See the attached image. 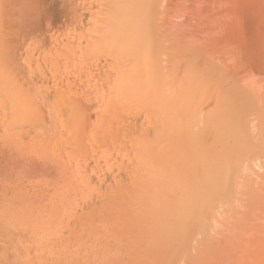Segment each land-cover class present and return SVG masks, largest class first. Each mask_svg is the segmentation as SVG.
Returning a JSON list of instances; mask_svg holds the SVG:
<instances>
[{"label":"rangeland","instance_id":"374dc122","mask_svg":"<svg viewBox=\"0 0 264 264\" xmlns=\"http://www.w3.org/2000/svg\"><path fill=\"white\" fill-rule=\"evenodd\" d=\"M130 1L0 0V264H264V126H260L264 125V0H169L174 5L167 0L166 4L164 0ZM115 4L117 8L121 4L119 11L124 6L125 11L119 14ZM165 5H171L170 11L175 13L166 14L169 6ZM126 9L133 18L128 17ZM162 17L167 19L163 21ZM122 18L133 19L136 24ZM112 21L117 25L125 22L119 25L125 35L120 30L114 35L120 43L126 38L127 49L136 37L135 41L141 42L146 36L142 44L147 45L149 40L152 48L148 46L150 51L147 47L143 56L151 72L155 68L167 74L163 57L176 53L178 58H172V65L167 63V67L172 66L171 72L180 67L173 74L186 78H172V82L167 79L171 73L158 77L176 87L172 89L178 98L167 86L168 81H161V90H157L160 83H156L154 70L153 74L144 68L140 72L143 60L138 67V57L135 60L132 54L134 57L139 52L135 54L133 46L130 53H122L127 56L123 61L118 53L96 46L97 42L108 44L104 35L110 27L115 28ZM162 30L167 32L165 38ZM129 33L134 37H129L131 41L127 39ZM168 39L175 49H163ZM137 46L134 49H140ZM165 49L168 54L163 53ZM151 61L162 68L158 63L151 66ZM124 66L128 76L122 70ZM106 67L109 73L114 70V76L112 72L108 75L119 80H112L119 85L113 83L116 90L111 88ZM138 72L139 80L134 79ZM127 79L128 85L141 79L139 99H133L129 89L135 84L129 87ZM123 81L129 89L122 88ZM153 86L165 100L152 95ZM151 98L153 104L148 103ZM109 99L113 103L108 104ZM176 122L181 124L175 137ZM185 123L188 128L182 127ZM164 124L168 126L163 128ZM189 136L194 142L191 145ZM180 141L184 150H179L185 153L177 149L182 147ZM172 147L176 150L170 151L176 153L174 158L170 152L171 157L166 158L160 151ZM194 164L198 169L192 167ZM166 166L171 167L165 170ZM167 170H172L173 177L165 173ZM183 172L185 178L193 174V182L189 177L190 181L182 180ZM165 177L171 179L170 183L175 177L178 185L172 181L169 187V178ZM157 185L159 191H153ZM109 203L114 204L110 207ZM154 207H160V212ZM155 224L158 228L153 231ZM182 233L187 240L181 238ZM152 252L162 253L155 257Z\"/></svg>","mask_w":264,"mask_h":264},{"label":"bare ground","instance_id":"6f19581e","mask_svg":"<svg viewBox=\"0 0 264 264\" xmlns=\"http://www.w3.org/2000/svg\"><path fill=\"white\" fill-rule=\"evenodd\" d=\"M115 1L117 2V0H114V2H115ZM119 1L122 2L123 0H122V1H121V0H118V3H119ZM125 1L127 2L128 0H125ZM131 1H132V0H131ZM131 1H130V2H131ZM138 1H140V0H138ZM138 1H137V2H138ZM167 1H168V2H167ZM167 1L164 0L165 4H166V2H167V4H168V3H171L169 0H167ZM171 1H172V0H171ZM173 1H174V0H173ZM133 2H134V1H133ZM135 2H136V1H135ZM118 3H117V4H118ZM128 3H129V2H128ZM129 4H130V3H129ZM120 5H121V4H120ZM120 5H117V6H119L118 8L116 7V4H115V6L113 5V6L117 9V11L119 12V14L122 13L121 11H125V8H124L123 5H122L123 8H121V11H119V10H120L119 8L121 7ZM124 5H126V4H124ZM130 5H131V4H130ZM130 5H129L127 8H130V7H131ZM171 5H174V4L171 3ZM171 5H170V6H171ZM163 6H164V5H163ZM165 6H166V5H165ZM167 6H169V5H167ZM167 6H166V7H167ZM170 6L168 7L169 10L167 9L168 11H167V13H166V14H168V15H171V13H172V11H173V10L170 11ZM125 7H126V6H125ZM166 7H163V8H166ZM123 9H124V10H123ZM171 9H173V8H171ZM126 11H127V9H126ZM169 11H170V12H169ZM127 12H128V11H127ZM164 12H165V11H164ZM168 12H169V13H168ZM112 13L115 14L114 11H113V12L111 11V14H112ZM128 13H129V12H128ZM173 13H175V12L173 11ZM113 14H112V15H113ZM116 14H117V12H116ZM124 14H125V12H124ZM130 14H131V13H129V15H128V14L126 13V15H128V17L133 18V16H130ZM163 14H164V13H163ZM117 15H118V14H117ZM172 15H173V14H172ZM114 16H115V15H114ZM163 16H164V15H163ZM121 17H122V15H121ZM123 17H125V16H123ZM126 17H127V16H126ZM165 17H167V15H165ZM165 17H162V20H163V21H165V20L167 19V18H165ZM168 17H169V16H168ZM118 18H119V15H118ZM170 18H171V17H170ZM170 18H169V19H170ZM92 19H93V18H92ZM116 19H117V17H115V21H117ZM122 19H123V18H122ZM169 19H168V21H169ZM93 20H94V19H93ZM106 20H107V19H106ZM112 20H114V18H112ZM123 20H125L126 22H128L129 20L131 21V20H133V19H129V18H128V21H127L126 19H123ZM170 20H171V19H170ZM107 21H108V20H107ZM115 21H114V22H115ZM120 21H122V20H120ZM130 21H129V23H133L132 21H131V22H130ZM133 21H134V20H133ZM109 22H111V21H109ZM114 22L112 21V26L115 25V28H118V29L113 30V29H115L114 27H113V28L110 27V28H112V29H110L109 26H108L107 29H108V28H109V29H108V31L106 32V33H107L106 35H107V36H110V37L108 38L106 35L103 34V35L105 36V41H104V42H106V43L108 42V44H105V45H104V42H103V45L105 46V48H104V46H102V43L100 44L99 42L95 41V42H97V45H96V46H98V48L101 46V47L103 48V49H102V48L100 47L101 50H104V49H105V51L109 50V51H111V53H113V54H114V53H118V54H119V58H121L122 61L124 60V57H125V55H122V53H125V54H126V53H130V52H129V48H131V47L133 46V47H132V48H133L132 51H133V52L135 51V52H134L135 54H136V52H139V54H138V53L136 54V55H138V56L135 55V56L133 57V54H132V58L135 59V57H136V58L138 57L137 59H138V61H139V62L135 61V64H134V65L131 63V64L133 65L134 69L137 68V67H136L137 65H138V67H139V63H140V62L142 63V60H143V63H144V64L142 63L141 66H142V65H145V67H143V66L141 67V66H140V70H141V71H140V70H139V71L142 72V68H144L147 72H148V70L150 71V69H149L150 66H149V65L146 66L147 64L145 63V62H147L148 60H147V58H146V59L144 58L145 53H143V52H145V51L147 50L146 48H147L148 46L152 48V46H150V43L148 42L149 40L146 41V42H147V45H146V44L144 45V44H142V41L145 40L146 36L143 35V36L145 37L143 40H142V38H140V39L142 40L141 42H139V41L136 42V41H135V39L137 38V37H136V38L134 39V41H132V42H135V43H133L132 46L130 45L131 47H128V49H127L128 42H127V46H126V45H125V44H126V38L123 37L124 40H122V41H125V42L123 43V42L121 41V43H122V45H121V43H120V41H119V38L115 37L116 35H114V34H115L114 32H116L117 30H118V31L120 30L121 33L124 32L123 29L121 28V26H119V25H122V23H125V22H124V21H123L122 23L120 22L118 25H117V22H115V24H114ZM134 23H135V21H134ZM165 23H166V22H165ZM169 23H170V22H169ZM135 24H136V23H135ZM135 24H132V25H134V26H133L134 29H135V26H136ZM160 24H161V23H160ZM116 25H117V26H116ZM127 25H128V26H127ZM127 25H126L127 27L132 28V27L130 26L131 24H128V23H127ZM163 25H164V24H161L162 27H163ZM122 26H124V25H122ZM126 26H125V27H126ZM164 27H165V26H164ZM120 28H121V29H120ZM136 28H137V26H136ZM160 28H161V27H160ZM125 29H126V28H125ZM128 29H129V28H128ZM128 29H127V33H128ZM161 29H162V28H161ZM104 30H106V29H104ZM81 31H82V30H81ZM110 31H112V32H110ZM118 31H117V32H118ZM120 31H119V32H120ZM122 31H123V32H122ZM125 31H126V30H125ZM135 31H136V30L132 31L133 34H134ZM164 31H165V30H164ZM164 31L162 30L161 35H162V33H164ZM109 32H110V33H109ZM129 32H131V31L129 30ZM121 33H119V35H121ZM165 33H167V32L165 31ZM165 33H164V35H162L163 37H164V36H167ZM90 34H91V33H90ZM108 34H111V35H108ZM117 34H118V33H117ZM123 34L125 35V33H123ZM123 34H122V35H123ZM91 35H92V34H91ZM100 35H101V34H100ZM112 35H113V36H112ZM122 35H121V36H122ZM83 36H84V35H83ZM83 36H82V37H83ZM104 36L101 37V39H102L101 41H103ZM131 36L133 37V35H131V34L129 33L127 39L130 40V39H131ZM88 37H90V36H88ZM113 37H115V38H113ZM129 37H130V39H129ZM133 38H134V37H133ZM164 38H165V37H164ZM108 39H109V41H108ZM116 39H117L119 42H117ZM136 40H138V39H136ZM165 40L167 41V39H165ZM165 40H164V41H165ZM171 40H173V39H171ZM130 41H131V40H130ZM166 41H165V42H166ZM92 42L94 43V40H93ZM138 43L140 44L139 46H137ZM143 43H145V42H143ZM151 43H152V42H151ZM168 43H169V39H168L167 45H166V43H164L165 46L162 44V45H163V49H164V47H165V48H169V50H170V49L173 50V47L175 46V44H174V45L171 47V44H173V41L170 42L171 44H170V43L168 44ZM174 43H175V42H174ZM86 44L89 46L90 43L88 44L87 41H86ZM135 44H136L137 47H140V49L135 48V49H137V51L134 49V47H136ZM83 45H84V44H83ZM87 45H86V48L88 47ZM94 45H95V43H94ZM107 45H109V46L111 45L109 49H108V47H106ZM123 45L126 46V47H124ZM141 45H142V46H141ZM143 45L146 46V47H144ZM151 45H153V44H151ZM154 45H156V44H154ZM154 45H153V46H154ZM169 45H170V46H169ZM91 46L93 47V45H91ZM96 46H95V49L97 48ZM149 47H148V50L150 49ZM154 47H155V46H154ZM154 47H153V48H154ZM159 47H160V46H159ZM159 47H158V48H159ZM89 48H90V47H89ZM125 48L127 49L126 52H124V51L126 50ZM141 48H142V49H141ZM143 48H145V49H143ZM87 49H88V48H87ZM90 49H91V48H90ZM122 49H123V50H122ZM124 49H125V50H124ZM154 49H156V48H154ZM160 49H161V48H160ZM174 49H175V47H174ZM176 49H177V48H176ZM88 50H89V49H88ZM96 50H97V49H96ZM139 50H140V51H139ZM165 50H166V49H165ZM177 50H178V49H177ZM91 51H92V52H95V51H94V48H92ZM91 51H90V52H91ZM98 51H100V49H99ZM98 51H97V53H98ZM130 51H131V50H130ZM132 51H131V53H133ZM149 51H150V50H149ZM151 51H152V50H151ZM166 51H167V52H166ZM166 51H163V53L168 54V53H169L168 50H166ZM175 51H176V50H175ZM92 52H91V54H93ZM159 52H161V51L159 50ZM102 53H103V52H102ZM104 53H105V52H104ZM106 53H107V52H106ZM108 53H109V52H108ZM111 53H110V54H111ZM148 53H149V52H148ZM148 53H146V54H148ZM172 53H173V55H172V54L170 55V56H172V57H169V56H167L166 54H165V55H166V58L163 57V59H164V61H165L164 64H165L166 66L163 64V62H162L161 60H160V62H159L162 66L164 65V68H165V69L168 70L167 72H166V70H164V72H166L167 74L163 73L162 69H161V71H158V72H157L158 69H155V68L153 69L154 72H155L156 80H157L156 83H160V82L162 81V80H161V81L159 80V77L161 76V74H163V75L165 74L166 76H167V75L169 76V75H170L169 73H171V75H170L171 77H169V78H167V79H170V81L172 80V82H173V79L177 77V75H176V77H175V75H174L173 73H174V71H175L177 68H180V67H177V66H176L177 68H175V70L172 69V70H173L172 72H171V68H170V67H172V66H170V65H172V64H171V63H172V58L174 59V57H176V56H174L176 53H174L173 51H172ZM98 54H99V53H98ZM113 54H112V55H113ZM161 54H162V53H161ZM129 55H131V54H129ZM143 55H144V56H143ZM113 56H114V55H113ZM115 56H117V54H116ZM120 56H121V57H120ZM141 56H143V58H142ZM150 56H151V55H150ZM157 56H158V55H157ZM160 56L162 57V55H160ZM163 56H164V54H163ZM117 57H118V56H117ZM126 57H127V56H126ZM126 57H125V58H126ZM139 57L141 58V61H140V58H139ZM145 57H146V56H145ZM148 57H149V56H148ZM167 57H168V58H167ZM128 58H129V57H128ZM128 58H127V59H128ZM157 58H158V57H156V59H157ZM176 58H178V56H177ZM110 59H111V58H110ZM110 59H108V60L110 61ZM115 59H117V58H115ZM115 59H114V60H115ZM130 59H131V58H130ZM144 59H145V61H144ZM156 59H154V60H156ZM159 59H161V58L159 57ZM170 59H171V60H170ZM180 59H181V58H180ZM114 60H113V62H114ZM135 60H136V59H135ZM146 60H147V61H146ZM181 60H182V59H181ZM101 61H102V60H101ZM117 61H118V60H117ZM126 61H127V60H126ZM128 61H129V60H128ZM131 61H132V60H131ZM170 61H171V62H170ZM176 61H177V60H176ZM111 62H112V60H111ZM136 62L138 63L137 65H136ZM174 62H175V61H174ZM177 62H178V61H177ZM103 63H104V61H103ZM108 63H109V62H108ZM120 63H121V62H120ZM120 63H119V64H120ZM151 63H152L151 66H152V65L154 66V65H156V63H158V62L151 61ZM159 63H158L157 65H160ZM167 63H168V64L170 63V65H169L170 67H167V66H168ZM181 63H182V62H181ZM181 63H179V64H181ZM113 64H114V63H113ZM113 64L111 63L110 65H113ZM116 64H117V63H115L114 66H115ZM122 64H123V62H122ZM125 64H126V62L124 61V64H123V65H125ZM127 64H128V63H127ZM131 64H130V65H131ZM148 64H149V63H148ZM175 64H176V62H175ZM179 64H178V65H179ZM183 64H184V62H183ZM110 65H109V66H110ZM132 65H131V66H132ZM161 65H160V67L162 68ZM173 65H174V64H173ZM185 65H187V64H185ZM103 66H104V65H102V67H103ZM114 66H113V68H114ZM127 66L129 67V65H127ZM127 66H124V68L122 69V70H124V72H125V76H128V75H126V71L128 70V68H125V67H127ZM180 66H181V65H180ZM110 67H111V66H110ZM147 67H149V68H147ZM155 67H157V66H155ZM183 67H184V66L182 65V68H183ZM185 67H186V71L188 72V70H187V66H185ZM185 67H184V69H185ZM115 68H117V67H115ZM115 68H114V69H115ZM118 68H119V67H118ZM118 68H117V69H118ZM146 68H147V69H146ZM106 69H107V67H106ZM106 69L103 70V72L106 71ZM134 69H133V68L131 69V67H130L131 72H132ZM169 69H170V70H169ZM188 69H189V68H188ZM99 70H101V68H99ZM136 70H138V69H136ZM153 70H152V72H153ZM177 70H178V69H177ZM177 70H176L175 74L177 73ZM181 70H183V69H181ZM107 71H108L107 73L105 72V73L107 74L106 76H107L108 78H109V76H110V78H109V79L111 80L110 85H113L111 88H114V86H115L116 84H113V83H114V82L117 83V82H119V80L117 81V79H116L115 77H113V76H114V73H113L114 70H112V69L110 70V71L113 73V76H111L112 74H111V75H108V73H109V69H107ZM119 71H121V69H119ZM134 71H135V70H134ZM179 71H180V69H179ZM99 72H100V71H99ZM111 72H110V73H111ZM116 72H117V70H116ZM140 72H138V73H139L138 78L135 76L134 79L136 78V79L139 80V78H140ZM152 72L150 71V73H152ZM181 72H182V71H181ZM193 72H194V71H193ZM110 73H109V74H110ZM118 73H119V72H118ZM122 73H123V72H122ZM127 73L129 74V76H131L129 72H127ZM133 73H134V75H136L135 73H137V71H136V72H133ZM159 73H160V74H159ZM178 73H179V72H178ZM184 73H185V72H184ZM119 74H121V72H120ZM152 74H153V73H152ZM156 74H158V75H156ZM180 74H181V73H179V75H180ZM185 74H186V73H185ZM190 74H191V73H190ZM132 75H133V74H132ZM142 75H143V74H141V76H142ZM181 75H182V74H181ZM186 75H187V74H186ZM191 75H192V74H191ZM106 76H105V77H106ZM125 76H124V77H125ZM143 76H144V75H143ZM148 76H151V74L148 75ZM158 76H159V77H158ZM193 76H194V75H193ZM198 76H199V73H198ZM111 77H113V78L111 79ZM116 77H118L119 79L121 78V80L123 79V78L120 77V75H118V74H117ZM131 77H133V76H131ZM164 77H165V76H164ZM187 77H188V75H187ZM114 78H115V80H116L117 82L114 81V82L112 83V80H113ZM128 78H129V77H128ZM147 78H148V81L151 82L150 80H152V78H150V77H147ZM149 78H150V79H149ZM165 78H166V77H165ZM165 78H164V80H165ZM172 78H173V79H172ZM179 78H180V76H178V77L176 78L175 81H177ZM183 78L185 79L186 77H184V76L182 75V78H181V79H183ZM195 78H196V77H195ZM124 79H126V78H124ZM143 79H144V78H143ZM160 79H161V77H160ZM167 79L165 80L166 82L168 81ZM181 79H179V80H181ZM184 79H183V80H184ZM188 79H189V77H188ZM129 80H131V79H129ZM1 81H2V80H1ZM135 81H137V80H134V81L132 82L133 84H135L134 87H137L138 85H139V86L141 85V83H140V82H142L141 79H140V82H139L140 84L138 83V81H137V83H136ZM152 81H153V80H152ZM165 81H162V82H163V83H166ZM185 81H186V80H185ZM190 81H193V80L191 79ZM109 82H110V81H109ZM146 82H147V81H146ZM162 82H161V83H162ZM168 82H169V81H168ZM168 82H167V86L171 87V86H172L171 82H169V83H168ZM195 82H196V81H195ZM1 83H2V82H1ZM126 83H127V84H126ZM126 83L123 81V84H122L123 87H122V86H120V87H122L123 89H125V88H126V89H129L128 86H129V87H130V86L133 87V84H132V83H130V84H132V85H128V79H127V82H126ZM143 83H144V82H143ZM161 83L159 84V88H160V89H159V88H158V89L156 88L157 90H161V86H160ZM175 83H176V82H175ZM125 84L128 85V86H126ZM146 84H147V83H146ZM169 84H171V86H170ZM176 84H177V83H176ZM182 84H183V83H182ZM182 84H181V85H182ZM184 84H185V83H184ZM184 84H183L182 86H184ZM117 85H118V83H117ZM153 85H155V84H153ZM164 85H165V84H164ZM174 85H175V84H174ZM192 85H193V84H192ZM194 85H195V84H194ZM194 85H193V86H194ZM139 86H138V87H139ZM147 86H148V85H147ZM155 86L158 87V85H155ZM155 86H153V89H154V90L152 89L154 92H151L153 96L157 94V90L155 89ZM165 86H166V85H165ZM165 86H164V87H165ZM242 86H243V85H242ZM8 87H9V86H8ZM118 87H119V85H118ZM134 87H133V88H130L131 90L129 89V92H132V93H133L132 96L134 97V98H133V97L131 96V99H132V98H133V99H136V98L139 99L140 96H141V92H139V91H140L139 89H140L141 86H140L139 88L137 87V90H136ZM142 87L146 88L144 85H142ZM150 87L152 88V86H150ZM169 87H167V89H168ZM180 87H181V86H180ZM247 87H248V86H247ZM116 88H117V87H116ZM122 88H121V89H122ZM172 88H176V87L173 86V87H171V89H172ZM181 88H182V87H181ZM181 88H180V89H181ZM114 89H115V88H114ZM121 89H119V92L121 91ZM167 89H166V90H167ZM182 89H184V88H182ZM1 90H2V88H1ZM9 90H10V89H9ZM112 90H113V89H110L109 91L111 92ZM115 90H116V89H115ZM147 90H148V88H147ZM147 90H145V91H147ZM155 90H156V91H155ZM168 90H169V89H168ZM172 90H173V89H172ZM185 90L187 91V89H185ZM10 91H11V90H10ZM124 91L127 93L126 90H124ZM150 91H151V89H150ZM169 91H171V90H169ZM175 91H176V89H175ZM182 91H184V90H182ZM186 91H184V92H186ZM253 91H254V90H253ZM116 92H117V91H115V93H116ZM137 92H139V95H138ZM147 92H148V91H147ZM165 92H167V91H165ZM165 92H164V93H165ZM176 92H178V91H176ZM0 93H1V92H0ZM115 93H113V94H115ZM122 93H123V92H122ZM134 93H135V94H134ZM154 93H155V94H154ZM167 93H168V92H167ZM171 93H172V91H171ZM173 93H174V90H173ZM173 93H172V94H173ZM178 93H179V92H178ZM218 93H219V92H218ZM224 93H226V92H224ZM250 93H251V92H250ZM116 94H117V93H116ZM144 94H146V93H144ZM174 94L176 95L177 93H174ZM109 95L112 96V93H110ZM125 95H126V94H125ZM134 95H135L136 97H135ZM149 95H150V94H149V92H148V94H147L148 98L151 96V95H150V96H149ZM157 95H160V94L158 93ZM177 95H178V94H177ZM177 95H176V97H177ZM251 95H252V93H251ZM122 96H123V95H122ZM129 96H130V95H129ZM143 96H145V95H143ZM153 96H152V97H153ZM172 96H174V95H172ZM216 96H217V93H216ZM218 96H219V94H218ZM252 96H253V95H252ZM9 97H10V96H9ZM117 97H118L119 99L121 98V97H119V96H117ZM124 97H125V96H124ZM138 97H139V98H138ZM156 97H157V96H156ZM174 97H175V96H174ZM254 97H255V96H253V100H254ZM257 97H258V96H257ZM110 98H111V97H110ZM127 98H128V96H127ZM129 98H130V97H129ZM129 98H128L127 100H129ZM141 98H142V97H141ZM148 98H146V99H148ZM153 98H154V97H153ZM157 98H158V97H157ZM160 98H161L162 100L164 99L161 95H160ZM165 98L167 99L166 96H165ZM177 98H178V97H177ZM177 98H176V99H177ZM220 98H221V97H220ZM255 98H256V97H255ZM11 99H12V98H11ZM119 99H117V101H118ZM121 99H122V98H121ZM144 99H145V98H144ZM154 99H155V98H154ZM170 99H171V98H168L167 100H170ZM221 99H222V98H221ZM261 99H262V98H260L259 100H261ZM109 100H110V101H109ZM109 100H108V104H109V102L112 101V99H109ZM124 100H125V98H124ZM140 100H141V99H140ZM162 100H161V102H163ZM164 100H165V99H164ZM167 100H166V101H167ZM178 100H179V99H178ZM211 100H212V99H211ZM217 100H218V99H217ZM217 100H216V101H217ZM219 100H220V99H219ZM257 100H258V99H257ZM121 101H122V100H121ZM130 101H131V100H130ZM130 101H129V102H130ZM134 101H135V100H134ZM134 101H133V102L131 101V102L134 103V104H136V103L139 104V102H140L139 100H138L139 102H137V101L134 102ZM141 101H142V100H141ZM143 101H144V100H143ZM143 101H142V102H143ZM152 101H153V100H152V98H151L150 101H148V103H151ZM155 101H157V100H154V102H155ZM175 101H176V100H175ZM183 101H184V100H183ZM192 101H193V100H192ZM254 101H255V100H254ZM2 102H4V101H2ZM106 102H107V100H106ZM106 102H105V103H106ZM176 102H178V101H176ZM176 102H175V103H176ZM184 102H185V101H184ZM211 102H212V101H211ZM251 102H252V101H251ZM258 102H259V101H258ZM112 103H113V101H112ZM112 103H111V106H112ZM144 103H145V101H144ZM148 103H147V104H148ZM192 103H193V102H192ZM215 103H216V102H215ZM259 103H260V105H261V101H260ZM259 103H258V106H260ZM2 104H3V103H2ZM152 104H153V102H152ZM163 104H165V102H164ZM251 104H252V103H251ZM263 104H264V103H263ZM104 105H105V104H104ZM132 105H133V104H132ZM144 105H145V106H144ZM148 105H150V104H148ZM167 105H168V104H167ZM176 105H177V104H176ZM142 106L147 107L146 104H143ZM151 106H152V105H151ZM153 106L155 107V103H154ZM163 106H164V105H163ZM177 106H178V105H177ZM216 106H218V103H217ZM261 106H262V105H261ZM261 106H260V107H261ZM107 107H108V106H107ZM131 107H132V106H131ZM138 107H139V105H138ZM160 107L163 108L161 103H160ZM160 107H159V108H160ZM255 107H256V106H255ZM260 107H259V108H260ZM105 108H106V107H105ZM139 108H140V107H139ZM139 108H138V109H139ZM182 108H183V107H182ZM182 108H181V110H182ZM198 108H199V107H198ZM256 108H257V107H256ZM106 109H107V108H106ZM141 109H143V108H141ZM144 109H145V108H144ZM171 109H172V108H171ZM178 109H179V107H178ZM183 109H184V108H183ZM206 109H207V108H206ZM219 109H220V108H219ZM250 109H251V108H250ZM262 109H263V107H262ZM161 110H162V109H161ZM190 110H191V108H190ZM197 110H199V109H197ZM259 110H260V109H259ZM263 110H264V109H263ZM175 111H176V109H175ZM178 111H179V110H178ZM182 111H183V110H182ZM206 111H207V110H206ZM255 111H257V110H255ZM255 111H254V112H255ZM62 112H63V111H62ZM138 112H139V111H138ZM176 112H177V111H176ZM225 112H226V111H225ZM252 112H253V111H252ZM71 113H72V112H71ZM221 113H222V112H221ZM258 113H259V112H258ZM139 114H141V110H140V113H139ZM162 114H165V115H166V113H164V112H163ZM209 114H210V113H209ZM211 114H212V113H211ZM215 114H216V113H215ZM259 114H260V113H259ZM157 115H158V114H157ZM165 115H163V116L165 117ZM169 115H170V114H169ZM178 115H180V114H176L177 117H178ZM182 115H183V114H182ZM185 115H186V114H185ZM205 115H206V114H205ZM99 116H100V114H99ZM123 116H124V115H123ZM125 116H126V115H125ZM174 116H175V115H174ZM187 116H188V114H187ZM209 116H210V115H209ZM167 117H168V116H167ZM170 117H171V116H170ZM188 117H189V116H188ZM213 117H214V116H213ZM224 117H225V116H224ZM207 118H208V117H207ZM210 118H211V117H210ZM214 118H215V117H214ZM164 119H165V118H164ZM193 119H194V118H193ZM199 119L201 120V117H199ZM165 120H166V119H165ZM165 120H163V121H165ZM197 120H198V117H197ZM205 120H206V119H205ZM114 121H115V120H114ZM163 121H162V122H163ZM166 121H167V120H166ZM170 121H171V120H170ZM175 121H176V118H175ZM175 121H174V122H175ZM181 121H183V120H181ZM206 121H207V120H206ZM174 122H173V123H174ZM192 122H193V121H192ZM197 122H198V121H197ZM199 122H202V121H199ZM226 122H227V121H226ZM112 123H113V122H112ZM163 123H164V122H163ZM163 123H162V124H163ZM171 123H172V121H171ZM179 123H180V122H179ZM179 123H178V125L181 124V123H180V124H179ZM194 123H195V122H194ZM165 124H166V123H165ZM165 124L163 125V128H165L166 126H168V125H165ZM174 124H175V123H174ZM188 124L190 125V121H188ZM188 124L185 123L184 125H182V127H187L186 125H188ZM207 124H208V123H207ZM213 124H214V123H213ZM240 124H241V123H240ZM178 125H177V122H176V125H174V126H176V127H175L176 129L172 127V128H173V131H174V129H175V131H174V135H175L176 130H177V131H180V130L178 129V128H180ZM199 125H200V123H199ZM199 125H198V126H199ZM201 125H202V123H201ZM205 125H206V124H205ZM238 125H239V124H238ZM213 126H214V125H213ZM225 126H226V125H225ZM260 126H264V125H261V124H260ZM108 127H109V126H108ZM193 127H194V126H193ZM217 127H218V126H217ZM239 127H240V126H239ZM130 128H131V127H130ZM187 128H188V127H187ZM190 128H192V127L190 126ZM214 128H216V127L214 126ZM196 129H197V128H196ZM198 129H199V128H198ZM206 129H207V131H208V127H207V125H206ZM260 129H263V127L259 128L258 130H260ZM93 130H94V128H93ZM162 130H163V129H162ZM201 130H202V129H201ZM233 130H234V129H233ZM235 130H236V129H235ZM191 131H192V130H191ZM199 131H200V130H199ZM209 131H210V129H209ZM237 131H238V130H237ZM160 132H161V131H160ZM162 132H163V131H162ZM162 132H161V133H162ZM183 132H184V130H183ZM187 132H188V131H187ZM202 132H204V131H202ZM218 132H219V131H218ZM259 132L261 133V131H259ZM262 132H263V130H262ZM94 133H96V132L94 131ZM164 133H165V132H164ZM169 133H170V132H169ZM185 133H186V131H185ZM256 133H257V132H256ZM158 134H160V133H158ZM171 134H173V133H171ZM171 134H170V136H171ZM195 134H196V133H195ZM98 135H99V134H98ZM182 135H183V134H182ZM182 135H181V137H182ZM199 135H200V134H199ZM199 135H198V136H199ZM218 135H219V134H218ZM258 135L260 136L259 133H258ZM95 136H97V135L95 134ZM176 136H177V135H175V137H176ZM178 136H180V134H179ZM201 136H202V135H201ZM220 136H221V135H220ZM225 136H226V135H225ZM259 136H258V137H259ZM175 137H174V138H175ZM181 137H180V138H181ZM185 137H186V136H185ZM185 137L183 136V139H184ZM187 137H188V136H187ZM189 137H190V136H189ZM193 137H194V136H193ZM214 137H215V136H214ZM223 137H224V136H223ZM254 137H255V136H254ZM262 137H263V136H262ZM171 138H172V137H171ZM190 138H191V137H190ZM215 138H216V137H215ZM215 138H214V139H215ZM256 138H257V137H256ZM195 139H196V136H195ZM201 139H202V138H201ZM224 139H225V138H224ZM227 139H228V138H227ZM260 139H262V138L260 137ZM157 140H158V139H157ZM181 140H182V139H181ZM202 140H204V139H202ZM215 140H216V139H215ZM215 140H214V141H215ZM247 140H248V139H247ZM176 141H177V140H176ZM178 141H179V140H178ZM193 141H194V140H193ZM171 142H172V141H171ZM180 142H181V141H180ZM182 142H183V141H182ZM182 142H181V146H182V147H179V146H178V148H177L178 151H183V150H184V146L182 145ZM184 142H186V141H184ZM261 142H262V141H261ZM140 143H141V142H140ZM173 143H174V142H173ZM188 143H189V142H188ZM188 143H187V145H188ZM192 143H194V142H192V138H191V143H189V144L191 145ZM200 143H201V142H200ZM224 143H225V142H224ZM227 143H228V142H227ZM251 143H252V142H251ZM253 143H254V142H253ZM177 144H178V143H177ZM177 144H176V145H177ZM254 144H255V143H254ZM173 145H175V144H173ZM185 145H186V144H185ZM207 145H208V144H207ZM217 145H219V144H217ZM252 145H253V144H252ZM256 146H257V145H256ZM188 147H189V146H188ZM198 147H199V144H198ZM156 148H157V147H156ZM179 148H182L183 150H181V149L179 150ZM186 148H187V146L185 147V150H186ZM255 148H256V147H255ZM113 149H114V148H113ZM147 149H150V148H147ZM171 149H172V151H171ZM201 149H202V148H201ZM204 149H205V148H204ZM207 149H209V148H207ZM144 150H145V149H144ZM165 150H168V152L165 151ZM165 150H164V148H163V150L160 148V151L164 152L163 154L165 155V157H166V155L168 156V153H169L170 151H171V152L176 151V150H174L173 147L170 148V150H169V149H165ZM187 150H188V149H187ZM147 151H148V150H147ZM150 151H151V149H150L148 152H150ZM153 151H154V150H153ZM188 151H189V150H188ZM191 151H192V150H191ZM143 152H144V151H143ZM165 152H167V154H166ZM171 152H170V153H171ZM183 152H184V151H183ZM183 152H182V153H183ZM189 152H190V151H189ZM201 152H202V151H201ZM178 153H179V152H178ZM184 153H185V152H184ZM186 153H187V152H186ZM163 154H162V155H163ZM174 154L176 155V153H174ZM174 154L171 153V155H173V156H172L173 158H174ZM179 154L181 155V153H179ZM179 154H178V155H179ZM213 154H214V153H213ZM154 155H157V154H154ZM171 155H169L168 157H171ZM178 155H177V156H178ZM181 156H182V155H181ZM193 156H194V155H193ZM195 156H196V155H195ZM157 157H159V156H157ZM163 157H164V156H163ZM179 157H180V156H179ZM179 157H176V158H179ZM191 157H192V156H191ZM166 158H167V157H166ZM186 158H187V157H186ZM212 158H213V157H212ZM180 159H181V158H180ZM184 159H185V158H184ZM188 159H189V158H187V160H188ZM197 159H198V158H197ZM206 159H207V158H206ZM206 159H205V161L203 160L205 163H206ZM192 160H194V159H192ZM160 161H161V160H160ZM182 161L186 162V165H187V161H186V160H182ZM189 161H190L189 163H191V160H190V159H189ZM195 161H196L197 163H196ZM195 161H194V162H195L196 165H197V164H198V161H197L196 159H195ZM201 161H202V160H201ZM192 162H193V161H192ZM207 162H208V161H207ZM168 163H169V161H167L166 165H167ZM160 164H161V163H160ZM160 164H158V165H160ZM184 164H185V163H184ZM192 164H193V163H192ZM219 164H220V163H219ZM117 165H118V164H117ZM154 165H156V164H154ZM173 165H174V163H173ZM173 165H172V166H173ZM213 165H214V162H213ZM216 165H217V164H216ZM152 166H153V165H152ZM187 166H188V165H187ZM187 166H185V167L188 168ZM194 166H195V164L192 165V167H194ZM210 166H211V164H210ZM114 167H115V166H114ZM156 167H157V166H156ZM170 167H171V166H169V167L166 166L164 169L166 170L167 168L169 169ZM181 167H182V166H181ZM185 167H183V169H186ZM190 167H191V166H190ZM190 167H189V168H190ZM195 167H196V166H195ZM198 167H199V165H198ZM203 167H204V165H203ZM206 167H208L207 164H206ZM217 167H218V166H217ZM173 168H174V167H173ZM196 168H197V167H196ZM196 168H195V169H196ZM146 169H147V168H146ZM190 169H191V168H190ZM197 169H198V168H197ZM197 169H196V170H197ZM206 169H207V168H206ZM179 170L181 171L182 168L179 169ZM196 170H194V172H195ZM201 170H202V169H201ZM210 170H211V169H210ZM212 170H213V168H212ZM161 171H162V169H161ZM167 171H168V172L165 171V173H169V172L172 171V170H170V171L167 170ZM175 171H178V170H177V169H173V172H175ZM183 171H184V170H183ZM190 171H191V170H190ZM190 171H189V172H190ZM192 171H193V169H192ZM197 171H198V170H197ZM213 171H214V170H213ZM220 171H221V170H220ZM159 172H160V171H159ZM206 172H207V171H206ZM209 172H210V171H209ZM209 172H207V173H209ZM163 173H164V172H163ZM163 173H162V174H163ZM165 173H164V174H165ZM183 173H184V172H183ZM213 173L215 174V172H213ZM213 173H212V174H213ZM221 173H222V172H221ZM159 174H160V173H159ZM169 174L171 175V172H170ZM176 174H177V173H176ZM176 174H175V175H176ZM179 174H180V173H179ZM217 174H218V173H217ZM157 175H158V174H157ZM157 175H156V176H157ZM160 175H161V174H160ZM160 175H159V178H160ZM180 175H182L183 178H182L181 176H180V177L182 178V180H184V178H185V177H184V176H185V173H184V175H183V174H180ZM186 175H188V174L186 173ZM207 175H209L210 178H211V176H212L211 174H207ZM218 175H219V174H218ZM225 175H226V174H225ZM227 175H228V174H227ZM227 175H226V178H227ZM166 176H168V175H166ZM190 176H191V178L194 177L193 174H192V175H188L189 178H190ZM192 176H193V177H192ZM196 176H197V175H196ZM203 176H204V175H203ZM228 176H229V175H228ZM169 177H170V176H169ZM169 177H165V178H167V179H164V180H168ZM171 177H173V176L171 175ZM188 177H187V178H188ZM204 177H205V176H204ZM159 178H158V180H159ZM163 178H164V177H163ZM163 178H161V179H163ZM181 178H180V179H181ZM187 178H185V179H187ZM191 178H190V179H191ZM194 178H195V177H194ZM202 178H203V177H202ZM208 178H209V177L207 176V179H208ZM210 178H209V179H210ZM220 178H221V177H220ZM175 179H176L175 177H174V179H172V181L174 182V184L178 182V181H177L178 179L176 180V182L174 181ZM221 179H222V178H221ZM170 180H171V179L169 178V180H168L169 183H170ZM187 180L190 181L189 179H187ZM203 180H204V179H203ZM232 180H233V179H232ZM168 181H166V183H167ZM172 181H171V183H173ZM185 181H186V180H185ZM185 181H184V182H185ZM188 181H186V182H187V183H190V182H188ZM191 181L193 182L192 179H191ZM214 181H215V180H214ZM161 182L165 183V181H163V180H161ZM202 182H203V181H202ZM209 182H211V181H209ZM138 183H139V182H138ZM171 183L169 184V187H170V185H173V184H171ZM194 183H195V182H194ZM196 183H198V182L196 181ZM212 183H213V182H212ZM144 184H145V185H147V184L149 185V183L146 184L145 182H144ZM206 184H207V183H206ZM227 184H228V183H227ZM148 185H147V186H148ZM175 185H178V183L175 184ZM180 185H182V183H180ZM180 185H179V186H180ZM185 185H186V183H185ZM142 186L144 187V185H142ZM157 186H158V185H157ZM183 186H184V185H183ZM188 186H190V185H188ZM188 186H187V187H188ZM210 186H212V184H210ZM230 186H231V185H230ZM238 186H239V185H238ZM166 187H167V186H166ZM169 187H168V188H169ZM180 187H181V186H180ZM187 187H186V188H187ZM190 187H191V186H190ZM227 187H228V186H227ZM144 188H145V187H144ZM144 188H143V189H144ZM159 188H160L159 186H158L157 188H154V190L151 188V191H152V190H153V191H157V190L159 191ZM239 188H240V190H242L241 187H239ZM148 189H150V188L148 187ZM156 189H157V190H156ZM176 189H177V188H176ZM187 189H189V188H187ZM194 189H195V188H194ZM206 189H208V188H206ZM230 189H231V188H230ZM250 189H251V188H250ZM189 190L191 191V189H189ZM198 190H199V189H198ZM216 190H218V189H216ZM246 190H247V188H246ZM132 191H133V190H132ZM144 191H145V190H144ZM161 191L163 192V189H161ZM164 191H165V190H164ZM249 191H250V190H249ZM249 191H248V192H249ZM199 192H201V191H199ZM242 192H243V191H242ZM156 193H157V192H156ZM156 193H154V194H156ZM158 193H159V192H158ZM191 193H192V192H191ZM133 194H135V193L133 192ZM133 194H132V195H133ZM150 194H151V193H150ZM177 194H178V193H177ZM182 194H183V193H182ZM126 195H127V194H126ZM152 195H153V193H152ZM185 195H189V194H185ZM191 195H192V194H191ZM247 195H248V194H247ZM247 195H245V196H246V199H249V198H250V197H249L250 194L248 195V198H247ZM170 196H171V195H170ZM173 196H174V195H173ZM194 196H195V195H194ZM194 196H193V198H194ZM234 196H235V195H234ZM245 196H244V198H245ZM136 197H137V195H136ZM155 197H156V196H155ZM168 197H169V196H168ZM182 197H183V196H182ZM251 197H252V196H251ZM139 198H141V197H139ZM139 198H138V199H139ZM197 198H198V197H197ZM197 198H196V200H194L195 202H198V201H199V199H197ZM203 198H204V197H203ZM135 199H136V198H135ZM153 199H154V198H153ZM172 199H173V198H172ZM182 199H183V198H182ZM251 199H252V198H251ZM159 200H160V199H159ZM180 200H181V199H180ZM200 200H201V199H200ZM202 200H203V199H202ZM253 200H254V199H253ZM111 201H112V200H111ZM176 201H177V200H176ZM251 201H252V200H251ZM109 202H110V201H109ZM161 202H162V201H161ZM174 202H175V200H174ZM249 202H250V200H249ZM110 203H111V202H110ZM110 203H109V204H110ZM176 203H177V202H176ZM198 203H199V205H200V202H198ZM113 204H114V203H112V205H113ZM115 204H116V203H115ZM155 204H156V201H155ZM158 204H159V203H158ZM174 204H175V203H174ZM205 204L207 205V203H204V205H205ZM110 205H111V204H110ZM112 205H111L110 207H112ZM146 205L149 206L150 204H149V203H146ZM156 205H157V204H156ZM159 205H160V204H159ZM171 205H172V204L170 203V206H171ZM187 205H188V204H187ZM115 206H116V205H115ZM168 206H169V205H168ZM182 206H183V205H181V208H182ZM176 207H177V206H176ZM203 207H204V206H203ZM154 208H155V207H154ZM159 208H160V207H159ZM159 208H158V209H159ZM205 208H206V207H205ZM110 209H111V208H110ZM155 209L158 211L157 207H156ZM160 209H161V208H160ZM167 209H168V207H167ZM183 209H184V208H182L181 210H183ZM191 209H193V208H191ZM142 210H145V209H141V211H142ZM168 210H171V209H168ZM168 210H167V211H168ZM141 211H140V212H141ZM146 211H147V210H146ZM157 211H156V212H157ZM158 212H160V210H159ZM165 212H166V211H165ZM169 212H170V211H169ZM205 212H206V210H205ZM146 213H147V212H146ZM153 213H154V212H153ZM170 213H171V212H170ZM180 213H181V211H180ZM123 214L126 216L125 213H123ZM154 214H155V213H154ZM205 214H206V213H205ZM155 215H156V214H155ZM157 215H158V214H157ZM160 215H161V214H160ZM168 215H169V213H168ZM190 215H191V214H190ZM161 216H162V215H161ZM166 216H167V215H166ZM170 216H171V215H169V217H170ZM145 217H146V216H145ZM162 217H163V216H162ZM167 217H168V216H167ZM167 217H165V218H163V219H167ZM169 217H168V218H169ZM123 218H125V217H123ZM138 218H139V217H138ZM157 218H158V216H157ZM159 220H160V218H159ZM206 220H207V219H206ZM124 221L127 222L126 220H124ZM167 221H168V220H167ZM169 221L171 222V220H169ZM187 221H188V220H187ZM155 222H156V224L158 223L157 221H155ZM163 222H164V221H163ZM174 222H175V221H174ZM193 222H194V220H193ZM193 222H192V223H193ZM137 223H138V222H137ZM152 223H153V222H152ZM164 223L167 224L166 221H165ZM164 223H163V224H164ZM195 223H196V222H195ZM197 223H198V222H197ZM148 224H149V223H148ZM150 224H151V223H150ZM156 224H155V225H156ZM159 224L161 225L162 223H158V225H159ZM160 225H159V226H160ZM193 226H194V225H193ZM150 227H151V226H150ZM155 227L158 228L157 225H156V226L152 225V230H153V229L155 230V229H156ZM161 227H162V225H161ZM169 227H170V226H169ZM173 227H174V226H173ZM180 227H181V226H180ZM166 228H167V227H166ZM167 229H168V228H167ZM187 229H188V228H187ZM154 230H153V231H154ZM170 231H171V230H170ZM170 231H169V232H170ZM185 231L188 232V230H185ZM189 231H190V229H189ZM149 232H151V231L149 230ZM193 232H194V231H193ZM151 233H152V232H151ZM153 233H155V232H153ZM170 233H171V232H170ZM170 233H169V234H170ZM149 234H150V233H149ZM156 234H157V233H156ZM197 234H199L198 231H197ZM184 235H185V234L182 233V235H180L181 238H183L182 236H184ZM186 237H187V236H186ZM186 237L184 236L185 239H186ZM200 237H201V236H200ZM174 238H175V236H174ZM178 238H179V237H178ZM159 239H161V237H160ZM162 239H163V238H162ZM190 239H191V238H190ZM195 239H196V236H195ZM201 239L203 240L204 238H201ZM149 240H151V239H149ZM163 240L165 241V239H163ZM170 240H171V239H170ZM178 240H179V239H178ZM180 240H181V239H180ZM180 240H179V241H180ZM186 240H187V239H186ZM193 240H194V239H193ZM164 241H163V243H164ZM197 241H198V240H197ZM197 241L195 240L194 242L197 243ZM161 242H162V241H161ZM184 242H185V241H184ZM200 242H201V241H200ZM178 243H179V242H178ZM189 243H190V242H189ZM191 243H192V242H191ZM191 243H190V244H191ZM180 244H182V243L180 242ZM161 245H162V244H161ZM172 245H173V244H172ZM177 245H178V244H177ZM192 245H193V244H192ZM197 245H201V244L199 243V244H197ZM162 246H163V245H162ZM187 246H188V243H187ZM190 246H191V245H190ZM215 246H216V245H215ZM217 246H219V245H217ZM146 247H147V246H146ZM176 248H177V247H176ZM176 248H175V250L180 251V249H178V248L176 249ZM172 249H173V248H172ZM161 250L163 251L162 248H161ZM173 250H174V249H173ZM153 251H154V250H153ZM146 252H147V249H146ZM157 252H158V250H157ZM163 252H164V251H163ZM165 252H166V251H165ZM149 253H150V255H151V252H149ZM152 253H153V252H152ZM154 253H155V251H154ZM154 253H153L152 256H155V255H158V254L161 255L162 252H161V253L159 252L158 254L156 253L155 255H154ZM172 253H173V252H172ZM147 254H148V252H147ZM165 254H166V255H169L167 252H166ZM160 255H159V256H160ZM177 255H178V254H177ZM147 256H148V255H147ZM170 256H173V254L170 255ZM174 256H176V253L174 254ZM155 257H156V256H155ZM166 257H167V256H166ZM158 259H159V258H158ZM163 260H164V259H163ZM191 260H192V259H191ZM170 261H171V260H170ZM170 261H169V263H170ZM173 261H174V260H173ZM173 261H172V262H173ZM150 262H151V261H150ZM162 262H164V261H162ZM188 262H190V261H188ZM124 263L127 264L126 262H124ZM132 263H134V262H132ZM141 263H142V262H141ZM141 263H140V264H141ZM167 263H168V262H167ZM167 263H166V264H167ZM173 263H174V262H173ZM117 264H118V262H117ZM122 264H123V261H122ZM156 264H157V262H156ZM158 264H159V263H158ZM162 264H163V263H162Z\"/></svg>","mask_w":264,"mask_h":264}]
</instances>
